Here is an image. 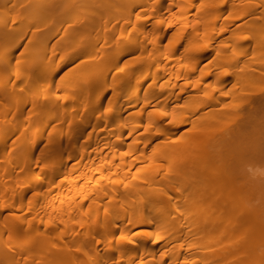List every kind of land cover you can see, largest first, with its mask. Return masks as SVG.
Returning a JSON list of instances; mask_svg holds the SVG:
<instances>
[{"label":"bare ground","instance_id":"bare-ground-1","mask_svg":"<svg viewBox=\"0 0 264 264\" xmlns=\"http://www.w3.org/2000/svg\"><path fill=\"white\" fill-rule=\"evenodd\" d=\"M263 31L264 0H0V264H264Z\"/></svg>","mask_w":264,"mask_h":264},{"label":"rangeland","instance_id":"rangeland-1","mask_svg":"<svg viewBox=\"0 0 264 264\" xmlns=\"http://www.w3.org/2000/svg\"><path fill=\"white\" fill-rule=\"evenodd\" d=\"M238 13H241V12H238ZM245 14H247V13H244V15ZM203 23L205 24V23H207V22H200V26H202L203 25ZM220 25L219 24H215V25H213V26H210L209 27V31L211 32V31H213V30H215V29H217L218 27H219ZM253 31L252 30H250V29H247V28H242V27H238L237 25H230V26H228L223 32H222V34L218 37V38H215V44L214 45H217L218 43H232L233 45H234V47H237V48H240L241 47V41L244 39V37L245 36H253ZM258 34H262L261 36H264V31H263V33H258ZM185 42V41H184ZM9 44H7V49L10 47V49H11V47L13 46V44L14 43H12V42H8ZM12 43V44H11ZM9 45V46H8ZM18 49V48H17ZM8 51V50H7ZM17 51V50H16ZM15 51V52H16ZM216 50L215 49H213L212 51H210V52H207L206 54H205V61L204 62H202L201 63V66H203L205 63H207V64H205V65H207V67H208V63L215 57V54H214V52H215ZM194 55H196V54H194ZM193 55V56H194ZM191 54H189L188 55V57H189V62L191 61ZM259 61H261V62H264V48H262V50H261V53H260V56H259ZM182 62H184L185 63V60H183ZM226 67H222V68H220V69H218L219 71H221V70H223V69H225ZM233 69H235V70H237V69H239V68H233ZM173 76H176V74H174ZM230 79H231V77H228L227 79H226V81H227V86H230V84L228 83L229 81H230ZM182 80H184V78H183V76H181L180 78H179V83L180 82H182ZM221 82H223V81H221V80H216V79H214V76H212L211 78H209L206 82H205V84H202V86H204V85H206L207 83L208 84H210L212 87H215V86H217V85H219ZM260 84H264V83H262V81H260ZM183 97H186V98H190L189 97V93H185V94H182V96L180 97V99H182ZM197 97H199V96H197ZM198 100V99H197ZM236 102H241L240 100H237V101H235V103ZM194 107H196V104H192L191 106H189V108H186L187 109V111H188V113H189V111L192 109V108H194ZM199 110H200V113H201V111L202 112H205L206 110H208V109H211V107H209V106H207V105H205V106H202L201 108H198ZM209 113V112H208ZM210 113L213 115V110H212V112H211V110H210ZM196 116H198L197 114L196 115H190V116H187V122H188V124L186 125V127L185 128H187V129H190V128H192L194 125H195V123H196ZM14 125H8V126H6V128L8 127L9 129L10 128H12ZM5 127L3 128V129H6ZM1 136V135H0ZM43 138V137H42ZM42 138L41 139H39V140H42ZM8 145V146H7ZM6 146V147H5ZM9 148V141H7L6 142V145L4 144V145H2V144H0V151L1 150H3V148H4V150H5V148ZM7 148V149H8ZM39 148H41V146L39 145V147H38V149H37V151H39ZM24 154H22V155H24V158L26 157L25 155H27V153L25 154V152H23ZM39 153V152H38ZM12 154H14V153H12ZM10 155L7 159H12V161H15V163L17 164V162L19 161V160H22L21 158L22 157H18L17 158V156H15L16 157V160H15V158H14V160H13V155ZM14 155H18V153H15ZM20 156H22L21 154H19ZM38 156V155H37ZM23 158V159H24ZM18 159V160H17ZM1 164L3 163V162H0ZM37 165V164H36ZM17 166V165H16ZM251 167H253V169H256V170H258V172H264V162H260V163H255V164H252V165H250ZM15 167V166H14ZM13 167V168H14ZM27 195H29V194H27ZM27 207V205L26 204H23L22 205V209H24V208H26ZM7 212H4V215L5 214H7V213H9V211L8 210H6ZM28 214H30V212H28Z\"/></svg>","mask_w":264,"mask_h":264}]
</instances>
